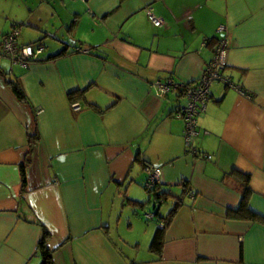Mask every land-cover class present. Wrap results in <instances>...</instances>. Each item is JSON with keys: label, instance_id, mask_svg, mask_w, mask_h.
<instances>
[{"label": "crops", "instance_id": "1", "mask_svg": "<svg viewBox=\"0 0 264 264\" xmlns=\"http://www.w3.org/2000/svg\"><path fill=\"white\" fill-rule=\"evenodd\" d=\"M13 24L44 47L27 65L0 49V264H39L43 226L54 264H264V0H0V48ZM223 37L231 84L196 116L205 158L174 115L183 89L157 81L195 83Z\"/></svg>", "mask_w": 264, "mask_h": 264}, {"label": "built area", "instance_id": "2", "mask_svg": "<svg viewBox=\"0 0 264 264\" xmlns=\"http://www.w3.org/2000/svg\"><path fill=\"white\" fill-rule=\"evenodd\" d=\"M148 18L154 25H161L163 20L160 17L154 15L149 9L147 10ZM219 30H225V26L219 25ZM18 26L13 24L12 28L3 35L1 40V51L2 54L8 57L13 63H19L27 65L30 61L36 60L41 51L43 50L44 44H19L17 42ZM228 42L225 37L217 39L210 61L207 63L204 71L193 84H178L172 80L166 82L157 81L159 90L162 93L168 92L172 88H182L183 93L186 96L184 103L179 104L174 109V115L183 120V139L187 150L194 154H201L205 158H210L211 154L201 153L196 147L194 140L198 134L196 116L202 112L205 108L206 102L209 99L210 85L215 80L223 81L225 84H231L229 78L225 77L221 73V68L226 63ZM87 51V50H84ZM72 107L77 109L80 107L78 102H73ZM39 112V109L36 110ZM148 176L144 182V185L148 189L155 188L160 184L161 170L159 167L147 166L146 168ZM187 194L193 198L195 197V190L188 189ZM151 216V214H147ZM163 225V220L159 223Z\"/></svg>", "mask_w": 264, "mask_h": 264}, {"label": "trees", "instance_id": "3", "mask_svg": "<svg viewBox=\"0 0 264 264\" xmlns=\"http://www.w3.org/2000/svg\"><path fill=\"white\" fill-rule=\"evenodd\" d=\"M13 90L17 94L18 97L22 98L23 93L19 86L17 84H12ZM35 136V134H31V136ZM30 136V137H31ZM21 181L22 185H25L26 177H25V171L24 168H21ZM159 185V184H158ZM157 185V186H158ZM157 186L153 189L146 188L147 192L150 194L149 199L151 200L152 207L150 209H147L145 211V218L146 220H152L155 217H157V230L156 233L152 239L151 247L153 250H159L161 239L163 236V230L169 223V221L166 220V217H163L162 214H160V206L165 201V196L163 192H158L156 190ZM245 201L244 197H242V200L239 204V206L236 209H228L229 214H240L242 210L244 209ZM250 212V211H249ZM151 214V216H147V214ZM163 220V225L161 226L159 223ZM50 237L49 230L43 226L41 236L37 242V253L40 256V263L39 264H54L53 257H52V250L48 248L47 241Z\"/></svg>", "mask_w": 264, "mask_h": 264}]
</instances>
